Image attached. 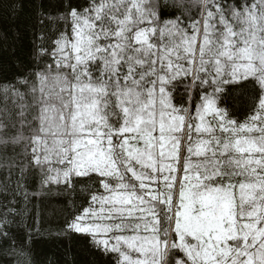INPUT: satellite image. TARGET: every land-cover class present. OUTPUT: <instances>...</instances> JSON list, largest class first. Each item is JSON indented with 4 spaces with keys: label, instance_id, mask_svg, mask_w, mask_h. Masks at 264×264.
I'll return each instance as SVG.
<instances>
[{
    "label": "snow or ice",
    "instance_id": "obj_1",
    "mask_svg": "<svg viewBox=\"0 0 264 264\" xmlns=\"http://www.w3.org/2000/svg\"><path fill=\"white\" fill-rule=\"evenodd\" d=\"M25 5L31 57L0 79V252L31 256L51 195L93 264H264V0L0 11Z\"/></svg>",
    "mask_w": 264,
    "mask_h": 264
},
{
    "label": "trees",
    "instance_id": "obj_2",
    "mask_svg": "<svg viewBox=\"0 0 264 264\" xmlns=\"http://www.w3.org/2000/svg\"><path fill=\"white\" fill-rule=\"evenodd\" d=\"M22 2V0H18ZM28 8L11 15L0 11V79L13 77L20 65L27 64L32 51V36ZM34 216L41 236L32 245L31 256L17 259L0 252V264H93L97 257L77 242L73 234H61L71 212L68 199L63 196H47L33 201Z\"/></svg>",
    "mask_w": 264,
    "mask_h": 264
}]
</instances>
